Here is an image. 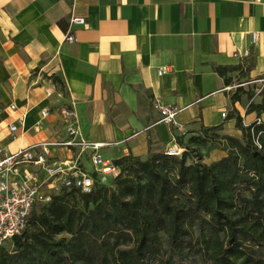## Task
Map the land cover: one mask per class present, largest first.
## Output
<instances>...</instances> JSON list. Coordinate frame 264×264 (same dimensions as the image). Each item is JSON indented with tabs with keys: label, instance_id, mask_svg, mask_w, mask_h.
Masks as SVG:
<instances>
[{
	"label": "crops",
	"instance_id": "0c3cea01",
	"mask_svg": "<svg viewBox=\"0 0 264 264\" xmlns=\"http://www.w3.org/2000/svg\"><path fill=\"white\" fill-rule=\"evenodd\" d=\"M72 16L85 23H70ZM67 32L76 40H64ZM244 49L248 57L234 56ZM260 76L264 0H0V146L8 152L66 140L68 124L78 137L104 143L98 152L110 161L164 151L178 145L177 136L186 140L226 119L231 128L224 133L240 136L228 118L232 107L244 122L257 115L230 96ZM155 100L180 109L182 130L158 122ZM75 150L51 146L50 163L71 159ZM88 153L79 169L91 172ZM25 167L46 178L44 170Z\"/></svg>",
	"mask_w": 264,
	"mask_h": 264
},
{
	"label": "trees",
	"instance_id": "16d2710c",
	"mask_svg": "<svg viewBox=\"0 0 264 264\" xmlns=\"http://www.w3.org/2000/svg\"><path fill=\"white\" fill-rule=\"evenodd\" d=\"M258 95L239 85L230 100L260 117L264 89ZM228 118L240 136L202 127L176 137L180 156L149 148L114 159L119 174L106 183L92 173L88 193L53 190L0 245V264H264V142L258 148L250 133L264 131V120L244 125L234 107ZM211 141L223 142L225 154L206 163L197 147L210 150Z\"/></svg>",
	"mask_w": 264,
	"mask_h": 264
},
{
	"label": "built area",
	"instance_id": "2783aa9c",
	"mask_svg": "<svg viewBox=\"0 0 264 264\" xmlns=\"http://www.w3.org/2000/svg\"><path fill=\"white\" fill-rule=\"evenodd\" d=\"M72 24L83 25L85 18L81 16H72L69 19ZM258 38L257 32H251L253 43ZM66 41H75L76 37L71 32L64 36ZM250 55L249 49L237 51L234 53L236 58L245 59ZM166 71L165 67L158 69L159 74ZM260 83L255 88V94L258 95L264 89V76L252 79L249 83ZM53 89L46 87V94L49 96ZM14 108V105H11ZM154 107L159 112L158 122L170 125L174 129L182 130L184 126L177 119L180 109L171 103H164L160 100L154 101ZM47 110H41V115L45 116ZM226 117V113L221 114ZM262 121L256 117L252 122L259 124ZM10 131L16 130V125H10ZM68 138L66 140L43 141L26 147H22L14 152H8L0 146V245L6 243L13 236L20 234L25 228L29 215L37 203H47L51 200L52 189H58L60 186L75 187L83 193L91 191L94 185L95 173L101 183H106L109 179L115 178L119 174V168L112 161L103 158L98 152V148L104 143H96L78 137L76 127L72 124L66 126ZM250 133L254 144L261 148L264 142V131L250 128ZM175 137V136H174ZM175 140V138L173 139ZM65 146L76 149L73 157L64 160L60 164L50 163V147ZM89 151L93 170L91 172L79 169V163L85 153ZM183 148L174 145L165 149V153L171 156H180ZM26 165H34L46 174L44 180L38 178L37 173L28 170ZM58 183H60L58 185ZM51 189V190H50Z\"/></svg>",
	"mask_w": 264,
	"mask_h": 264
},
{
	"label": "rangeland",
	"instance_id": "374dc122",
	"mask_svg": "<svg viewBox=\"0 0 264 264\" xmlns=\"http://www.w3.org/2000/svg\"><path fill=\"white\" fill-rule=\"evenodd\" d=\"M259 82L257 84H252L248 87L250 88H253V87H258L259 86ZM260 100V96L257 95L255 97V101H259ZM244 122V121H243ZM245 124L249 123L248 120H246L244 122ZM231 122H229L227 119L225 121V123L223 124V130L221 131V133H224L225 130H229L231 128ZM234 125V124H233ZM235 127V125H234ZM233 127V128H234ZM228 132V131H227ZM223 142H218V141H211L209 144H208V147H211L212 149L208 150L207 148L205 147H197V146H194V147H197V149H199V151L201 152V154L203 155V161L206 162V163H209L213 158H216L217 155L223 153L225 154V152L221 149V145H222ZM214 147V148H213ZM214 150L215 151V154H214ZM104 158V157H103ZM60 183H58L59 185ZM56 190V189H55Z\"/></svg>",
	"mask_w": 264,
	"mask_h": 264
}]
</instances>
